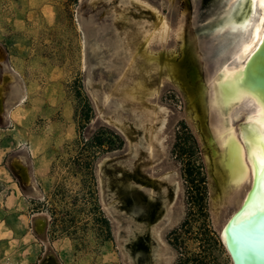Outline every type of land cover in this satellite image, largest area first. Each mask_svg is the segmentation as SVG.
Returning a JSON list of instances; mask_svg holds the SVG:
<instances>
[{
  "label": "rangeland",
  "instance_id": "obj_1",
  "mask_svg": "<svg viewBox=\"0 0 264 264\" xmlns=\"http://www.w3.org/2000/svg\"><path fill=\"white\" fill-rule=\"evenodd\" d=\"M144 2L171 21L172 27L180 24L169 43L153 48L151 57L139 46L144 31L157 28V18L140 5L121 7L117 0L109 4L0 0L3 32L12 36L17 46L24 45L17 53L30 92L14 110L12 120L0 114V224L6 232L3 235L9 237L0 241V264H39L41 252L54 250L62 253L61 264H125L118 224L106 211L102 190L106 204H113L114 217L124 222L123 229L129 225L126 215H121L126 210L123 200L134 207L127 209V215L134 216L135 226L152 228L166 219L159 230L168 264H231L220 231L238 207L248 177L233 179L220 172L224 150L216 129L210 126L209 140L180 79L167 78L166 72H176V61L185 60L191 75L196 66L209 82L224 66L233 67L230 57L239 43V33L231 31L225 21L228 12L234 13L230 16L234 22L241 20L240 4L229 0ZM102 31L106 34L100 35ZM128 31L129 35L124 34ZM103 39L112 44L118 41L126 61L131 62L121 81L112 72L98 68L90 72L92 62L109 54L104 51L98 58L92 57L91 44ZM137 79H142L147 89H156L149 106L125 100L124 90ZM88 88L136 107L150 118L142 123L140 135L131 121L124 120L135 131L133 144L142 136L147 140L144 145L150 142L149 136L157 134V120L162 117L158 110L166 107L165 140L156 157L149 159L137 145L133 163L126 165L132 156L129 142L98 119ZM86 101L92 109L89 122L80 114ZM253 109L246 99L230 107L224 114L225 130L234 128L237 133L245 114ZM154 117L157 120L153 121ZM150 123L153 126H148ZM114 135L123 140L118 149ZM95 136L103 141L101 147L95 146ZM110 145L114 149L109 150ZM184 146L188 154L180 155ZM103 161L102 185L98 166ZM188 163L201 166L205 177L204 207L200 209L187 200L184 169ZM122 183L146 188L116 192V184ZM147 192L152 194L150 205L157 209L154 217L147 215ZM35 215L45 220L46 229H37ZM129 247L137 264L139 255L132 254Z\"/></svg>",
  "mask_w": 264,
  "mask_h": 264
},
{
  "label": "water",
  "instance_id": "obj_2",
  "mask_svg": "<svg viewBox=\"0 0 264 264\" xmlns=\"http://www.w3.org/2000/svg\"><path fill=\"white\" fill-rule=\"evenodd\" d=\"M96 1H105L107 4H109L114 0H91V2ZM117 1L121 7L124 5L137 4L142 6L144 9L151 11L157 18V28L161 26L162 17L157 13V10L153 9L148 3L138 0ZM101 34L105 35L106 33L104 34V31H102L100 35ZM157 34V32L153 31V28H147L144 31V36L142 37L143 39L139 46V48H142L143 53L150 57L155 55L154 53H152L153 48L164 46V44L156 43ZM173 37L174 35H172L167 43ZM90 47L93 58H98V55L101 52H109L108 55L104 54V56L99 57L97 61L91 63L90 72L98 68L102 71L114 73L117 76V80L124 79L127 68L131 62L126 61L127 59H125L120 43H118V41L115 40L112 44L108 40H98L93 42ZM251 61L252 58L249 57L244 64H246L248 67ZM176 64V72L167 71L166 77H175L180 79L181 88L186 92V95L188 96L191 103L195 104L199 124L202 129L208 132L210 140L212 133L209 130L211 125L216 129V133H218V135L220 134V131H218V129H220L218 127L219 119L217 120V117L215 115L216 111H219V115L225 114V111H227L230 106H233L238 102V100L240 99V93L238 91L231 93L226 91L230 79L229 77H223L224 71H220L213 78H210L208 82L207 79H205L203 73L199 71L198 67H194V74L191 75L187 62L185 60L176 61ZM162 73L163 72L159 73V78L161 77ZM199 79L204 85L201 86L198 81ZM90 81V78H88L86 81L87 87H89ZM186 82L190 84L188 85ZM209 90L211 94L210 99L208 98ZM239 90L243 92V96H252L256 99L255 95L249 89L239 87ZM124 91L126 95L125 100L144 103L149 106V100H153V94L155 93L156 89H147L144 81L142 79H137V81L132 86L127 87ZM89 93L97 109L98 119L102 120V122H104L105 124L113 126L114 129L121 133L129 142V149L132 156L127 160L126 165H130L133 163V159L136 157V154L133 153L137 152V145L141 146L147 152V156L149 159L156 157L160 149L156 144V139L159 135L157 129L155 130L157 133L156 135L154 134V132H151V135L149 136V140L156 146L157 149L156 153H154V156H150L148 152V146L144 145L147 140L144 141L142 136L139 138L138 143L133 144L132 139L135 137V131L132 130V128H129L124 121L125 119L131 121L134 127L139 130L138 134L140 135L143 132L144 127L142 123L147 122L150 118H146L144 113L136 107H129L124 103L118 101V99L110 98L108 102H105V97L109 96L103 95L101 92H92L89 90ZM253 104L255 105L256 103L253 102ZM211 106L214 109V111L212 112L210 108ZM158 114L161 115L160 110H158ZM148 126H153V123H150ZM228 134L229 133H224L218 140L222 141L223 143L225 137L228 136ZM214 143L215 140L211 141V144ZM224 144L221 146V148L224 150V154L221 158L224 159V161L222 163V167L218 168L221 173L225 172L228 177L233 178V172L230 165L232 163L231 160L233 159L234 154L229 151V148L233 147L236 150L238 143L234 141L233 144ZM103 163L104 161L101 162L98 166L102 185ZM245 168L246 167L243 165V169ZM164 179L171 180V178L167 176H165ZM256 185L257 176L253 175L250 188L248 189L240 207L231 215L222 229L224 242L222 241L221 236L220 240L222 242V245L226 249V252L230 256L232 264H264V211H259V209L256 210V215L252 219H247L245 217L237 219L244 206L250 199L251 194L254 192ZM144 188L146 187L141 185L134 186L132 184L125 183H122L116 187L117 191H126L128 189L140 191ZM152 192H154V190H152ZM102 193L104 203L106 205V211L111 215V217L115 219L116 223L118 224L119 245L120 250L124 256L125 264L136 263L134 258H131L130 252H128V245L130 246L129 248L131 249L132 254L138 253L139 255L137 258V264H153L155 262L157 264H166L167 262L164 258L163 253L164 247L160 240L161 230H159L161 224L164 223L166 219H163L162 222L156 224V226L152 228L149 226H135L134 216L132 214L129 216L127 215V209L133 210L134 207L131 203L123 200V206L126 208V210L121 215H126V222L129 223V225L123 229L124 222H121L117 217H114V213L111 210L113 208V204L111 202L106 204L103 190ZM147 194L149 196V198L145 200V202H147L149 206L147 215L154 217L157 209L155 206L150 205L152 194L150 192H147ZM109 198L112 199V197ZM39 229H41V226L39 227ZM123 232H125V235L122 237ZM129 257L131 258L130 260Z\"/></svg>",
  "mask_w": 264,
  "mask_h": 264
},
{
  "label": "bare ground",
  "instance_id": "obj_3",
  "mask_svg": "<svg viewBox=\"0 0 264 264\" xmlns=\"http://www.w3.org/2000/svg\"><path fill=\"white\" fill-rule=\"evenodd\" d=\"M236 1L240 4L238 12L241 11V20L238 23L234 22L232 18L230 19V16L232 17V15L234 13L228 12L230 14L229 18H228L229 20L225 21V25L228 26V28L231 31L236 32L237 34L239 33V43L237 45V48L233 51V54L230 57L231 62L234 63L233 67L229 68L228 66H224V68L222 70V71H224L223 77H229L230 81H233L235 75H243L244 79L246 81H248V83L244 84L243 82H241V85L239 87L249 89L255 95L257 100L264 102V71H262L260 69V57L264 56V53L258 52V50L260 48H264V7H262L260 5L259 0H256V2L254 4H249L248 0H229V3L231 4V3L236 2ZM128 6H131V5H128ZM143 22H144V20H143ZM169 22H171V21H169ZM169 22L165 17H162L161 26L159 28H153V31L158 33L157 34V41H156L157 44H164L165 45L167 43V41L172 37V35H175L177 29L180 27V24H177L175 27H172ZM133 23H135V22H133ZM149 24L151 25V23H149ZM139 26H142V25H139ZM126 33L128 34L129 31L125 32L124 34H126ZM175 42H176V40H175ZM168 46H169V44H168ZM129 51H131V48H129ZM249 57L252 58V61L249 64L253 63V65H255V63H256V65H255L256 70L251 74L249 73V68L247 67V65L244 64L245 61ZM253 60H254V62H253ZM241 70H243V71L241 72ZM210 76H209V78H210ZM91 88H90V90H91ZM238 92L240 93V95H239L240 99L238 100L237 103L246 99V100H248L249 104L254 106V109L245 114L244 120L238 126V132L237 133H236V130L234 128L225 130L226 126H225L224 114L219 115V111H216V113H215L217 120L219 117V121H218L219 126L218 127L220 129H218V131H220V134L218 135V137L220 138L224 133H229L228 136L225 137L223 143H222V141L219 140L221 142V146L224 143H225L224 145L233 144L234 141H236L238 143L236 150L233 147L229 148V151H231L234 154L233 159L231 160L232 163L230 165L232 172H233V179L237 178L238 176H242L241 177L242 179L244 177H248V180H249L248 187L245 190V192L243 193V196L241 198V201H240L238 207L230 214L228 219L240 207L248 189L250 188L252 178L254 175L253 170L255 169L257 172V175H258L259 167H260L259 164L254 159L251 158V148L247 144V138L249 135H251V133L249 132V128L255 127V124H249L248 118L249 117H257L259 114V108L257 107V104H255V105L253 104L251 99L249 100L246 96H243V92L241 90H239ZM155 98H156V96H155ZM109 99H110V97H105V102H108ZM236 104H234V105H236ZM230 107H232V106H230ZM160 111L162 113L161 119L157 120V118L154 117L152 120L153 121L157 120V122L159 124V126L157 128L159 135L157 136L156 144L158 145L159 148H162L164 145V140H165V137L162 135V133H163V129L166 126V122H167L166 107H160ZM147 146H148V152H149L150 156H154V153L157 151L156 146L151 141L147 144ZM243 165L246 167L245 169H243ZM238 182L239 181H236V184H238ZM243 187H245V186H243ZM178 188H179V186H178ZM150 189L148 191H150ZM34 194H36V193H34ZM263 206H264V190H262L257 183L254 192L251 194L250 199L248 200V202L244 206L242 212L240 213V215L238 216L237 219H241V218L245 217V214L247 212L256 211ZM168 215H169V213H168ZM228 219L226 220L224 225L227 223ZM224 225H223V227H224ZM223 227L221 228L220 236H221L222 241L224 242L223 231H222ZM225 251H226V249H225ZM226 254L228 255L227 252H226ZM228 258L230 259L229 255H228ZM230 261H231V259H230ZM231 264H232V262H231Z\"/></svg>",
  "mask_w": 264,
  "mask_h": 264
},
{
  "label": "crops",
  "instance_id": "obj_4",
  "mask_svg": "<svg viewBox=\"0 0 264 264\" xmlns=\"http://www.w3.org/2000/svg\"><path fill=\"white\" fill-rule=\"evenodd\" d=\"M22 48L24 49V45L21 47L17 46L12 36L7 37L5 35L0 21V114L2 118H7L8 120L13 119L12 114L15 113L14 110L28 98L30 93L29 86L26 84L27 79L25 81L24 69L20 66L17 53V50H23ZM14 51L16 53H13ZM34 218H37L38 230L48 227L46 226L45 220L40 219L42 218L40 215H35ZM40 226L41 229H39ZM2 227L0 224V241L9 238L7 235H3L6 232ZM61 254L57 250L53 252H41V255H39V264H61Z\"/></svg>",
  "mask_w": 264,
  "mask_h": 264
},
{
  "label": "snow or ice",
  "instance_id": "obj_5",
  "mask_svg": "<svg viewBox=\"0 0 264 264\" xmlns=\"http://www.w3.org/2000/svg\"><path fill=\"white\" fill-rule=\"evenodd\" d=\"M255 2L256 0H248L249 4H254ZM259 2L260 5L264 7V0H259ZM258 52L264 53V48H260ZM255 65H253V63L248 65L250 74L256 70ZM260 69L264 71V56L260 57ZM242 71L243 70H241V72ZM241 82L244 84L248 83V81L244 79L243 75H235L234 80L228 82L226 91L230 93L239 91ZM247 98L252 99L259 108V114L257 117L248 118L249 124H255V127L249 128L251 135L247 138V144L251 148V158L254 159L260 166L258 175L255 169L253 170V173L257 176V183L259 187L264 190V102H261L252 96H248ZM259 211H264V207H261ZM255 215V211H249L245 214V218L252 219Z\"/></svg>",
  "mask_w": 264,
  "mask_h": 264
},
{
  "label": "trees",
  "instance_id": "obj_6",
  "mask_svg": "<svg viewBox=\"0 0 264 264\" xmlns=\"http://www.w3.org/2000/svg\"><path fill=\"white\" fill-rule=\"evenodd\" d=\"M72 4H76L78 0H69ZM92 111L91 106L88 101L85 102V105L82 107L80 114L82 119L86 122H89L91 119L90 112ZM118 140L117 149L120 148L123 144V140L118 136L114 135ZM96 147H101L103 141H101L98 136L93 137ZM109 150L114 149L112 145L108 147ZM179 151L180 155H187L185 146L182 147ZM184 177L187 184V200L189 204L197 206L199 209L204 207V196H205V177L201 172V166H196L195 163H188L184 169Z\"/></svg>",
  "mask_w": 264,
  "mask_h": 264
},
{
  "label": "flooded vegetation",
  "instance_id": "obj_7",
  "mask_svg": "<svg viewBox=\"0 0 264 264\" xmlns=\"http://www.w3.org/2000/svg\"><path fill=\"white\" fill-rule=\"evenodd\" d=\"M116 186H118V184H116ZM116 192H118L117 189H116ZM116 195H117V193H116Z\"/></svg>",
  "mask_w": 264,
  "mask_h": 264
}]
</instances>
